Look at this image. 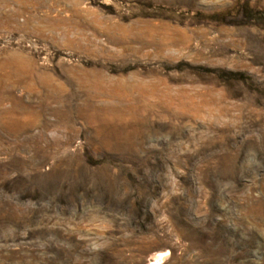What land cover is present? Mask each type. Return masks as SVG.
Returning a JSON list of instances; mask_svg holds the SVG:
<instances>
[{
  "label": "rangeland",
  "instance_id": "obj_1",
  "mask_svg": "<svg viewBox=\"0 0 264 264\" xmlns=\"http://www.w3.org/2000/svg\"><path fill=\"white\" fill-rule=\"evenodd\" d=\"M0 21V62L39 76L0 85V264H264V0H0ZM93 70L194 102L129 86L130 114Z\"/></svg>",
  "mask_w": 264,
  "mask_h": 264
},
{
  "label": "bare ground",
  "instance_id": "obj_2",
  "mask_svg": "<svg viewBox=\"0 0 264 264\" xmlns=\"http://www.w3.org/2000/svg\"><path fill=\"white\" fill-rule=\"evenodd\" d=\"M2 22L3 21H0V24ZM37 71L38 70L33 64H27L16 58L0 62V85L6 84L14 79L22 80L25 78L33 83H36L37 77H39ZM76 77L78 78V76ZM40 79L45 87L53 88L52 83L54 78L51 75L47 74ZM77 80L80 85H87L94 93L95 98L103 97L107 99L108 102L114 106V108H119L122 98H127L129 104L126 111L130 114H133L136 111V99L131 98L132 93L128 91L127 88L131 86V84H128L125 81H116L115 79L96 70L91 71L89 74L80 77ZM131 87L139 92L142 100H156L160 104L167 105L171 108L186 109V103L192 105L194 102L188 94L184 92H180V94H172L170 88L163 90L160 87V84L156 82L149 84L138 82L136 84H132ZM3 99L4 96L0 95V103H2ZM6 113H11V110H7ZM164 258V254H159L152 258L148 264H161V261H163Z\"/></svg>",
  "mask_w": 264,
  "mask_h": 264
}]
</instances>
